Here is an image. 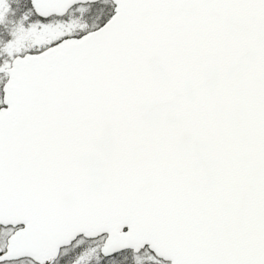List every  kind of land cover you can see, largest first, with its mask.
<instances>
[{"label":"snow or ice","instance_id":"obj_1","mask_svg":"<svg viewBox=\"0 0 264 264\" xmlns=\"http://www.w3.org/2000/svg\"><path fill=\"white\" fill-rule=\"evenodd\" d=\"M0 264H264V0H0Z\"/></svg>","mask_w":264,"mask_h":264}]
</instances>
